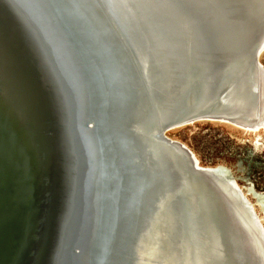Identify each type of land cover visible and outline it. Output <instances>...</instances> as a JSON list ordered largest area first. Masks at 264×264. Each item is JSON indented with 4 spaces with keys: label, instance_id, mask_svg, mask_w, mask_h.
Masks as SVG:
<instances>
[{
    "label": "water",
    "instance_id": "water-1",
    "mask_svg": "<svg viewBox=\"0 0 264 264\" xmlns=\"http://www.w3.org/2000/svg\"><path fill=\"white\" fill-rule=\"evenodd\" d=\"M84 1L108 30L142 86L149 112L138 122L130 114L125 124L116 125L113 117L97 107L107 86L96 37L89 35L85 22ZM167 1L178 10L183 3ZM211 2H219L231 17L245 24L237 35L238 45L194 59L190 54L194 41L188 31L181 41L185 55H190L191 70L183 81L170 76L154 88L128 41L113 0H0V264H82L85 253L92 263L99 243L98 237L92 243L97 153L101 157L100 179L109 180L102 189L121 187L128 177V170L109 174L106 157L114 130L136 141L152 164L162 163L160 172L152 173L162 176L163 172L178 181L191 182L211 196L214 211L206 217L201 211L200 224L208 243L210 239L213 263L231 261L219 198L228 204L238 224L251 231L259 252L255 264H264V235L255 213L235 188L231 171H201L190 153L164 139L168 120L175 115L170 112L172 105L183 102L184 108H190L202 93L213 108L264 117V100L240 101L232 95L240 84L245 96L256 98L264 91V72L257 65L264 53V18L257 10H264V0ZM185 10L187 15L181 13L183 24L194 13H201V9L192 13L189 4ZM231 61L237 62L238 68L228 77L224 69ZM202 119L222 118L196 115L179 125ZM241 127L262 129L264 119ZM131 151L133 155L124 164L143 172L137 162L139 153L133 147ZM246 178L254 195L264 198L256 192L250 172ZM175 206L176 199L166 189L157 201L153 232L140 247V264L148 261L142 253L153 240L161 251L153 264H185L182 257L187 247L183 248L178 233ZM74 239H82L78 241L82 245ZM102 247L99 245V254Z\"/></svg>",
    "mask_w": 264,
    "mask_h": 264
},
{
    "label": "bare ground",
    "instance_id": "bare-ground-1",
    "mask_svg": "<svg viewBox=\"0 0 264 264\" xmlns=\"http://www.w3.org/2000/svg\"><path fill=\"white\" fill-rule=\"evenodd\" d=\"M113 1L118 11L117 16L126 28L128 41L134 47L135 54L144 67L146 78L154 88L160 86L170 76L183 81L187 72L191 70L190 55L189 57L187 53L185 55L183 41H181V36L183 37L188 31L194 41V50L190 53L191 58L201 60L213 52L232 50L239 43L238 33L245 29V24H241L233 16L231 17L222 4L218 2L215 5L211 0H182L185 4H180V10L175 9L174 3L171 1L169 3L167 0ZM186 4L190 5L192 13L196 9H201V13H194L188 18L187 23L183 24L182 14L187 15L185 13ZM84 9L87 12L85 22L89 27V35L96 37L98 43L99 56L102 59L101 70L107 86L103 99L97 104V107L105 115L109 114L113 117L116 125H121L122 121L125 124L130 114L138 122L149 112L142 86L108 30L92 13V7L88 2L84 1ZM257 13L263 15L264 18V10L261 7ZM260 58L261 56H259L257 65L264 72V65ZM237 68L238 63L231 61L226 64L224 70L230 77ZM262 87L264 88V84ZM243 90L241 84L236 86L232 91L233 97L240 101L246 98L253 100L252 102L264 100V91L255 98L254 95L247 94L245 96ZM208 102L206 95L202 93L198 102L190 108H184L183 102H180L182 106L174 103L170 112L172 111L175 115L168 120L169 128L164 133V139L190 153L198 163L199 170L205 172L219 170L224 173L225 170L221 165L203 166L187 145L170 137L169 133L201 122L230 124L247 132L258 133L264 129L247 130L241 126L258 124L264 117H258V113L231 114L224 109L213 108L212 104L210 105ZM178 106L180 107L177 108ZM176 111L177 113H175ZM196 115H215L222 119H202L194 123L179 125L182 120ZM136 143L122 132L113 131V139L108 147L106 159L108 167L110 165V175L128 170L126 171L128 172L126 173L127 181L121 187H107L106 189L104 187L102 189L103 184L108 183L109 180L103 182L100 179L101 157L97 153L98 165H96L94 173L97 194L94 198L95 222L92 243L98 237V251L92 257V263H90L87 253L82 255V264H140L138 259L140 247L145 237L153 232L152 225L156 217L157 201L160 194L166 189L176 199V225L183 241V248L187 247V251L183 252V262L185 261V264H215L209 255L210 239L208 243L200 224L201 211H204L205 217L214 211L212 201L210 202L211 196L191 182L178 181L173 175H163V172L160 173L162 176L152 173L151 171L154 172V170L160 172L162 163L152 164L150 156H147L143 149L136 146ZM131 147L139 153L136 156L137 162L141 163L143 172L138 166V169H134L129 167V164H124L128 161V157L133 155ZM233 184L239 191L238 184L234 182ZM217 199L231 257V261L223 264H255L259 252L252 239L251 231L240 223V225L238 224L230 207L223 199ZM255 218L264 235L261 221L257 217ZM81 240L74 239L73 241L82 245L83 242H78ZM99 245L103 246L101 254H99ZM142 255L148 261L143 260L141 264H153V260L161 256V251L155 245V240Z\"/></svg>",
    "mask_w": 264,
    "mask_h": 264
},
{
    "label": "rangeland",
    "instance_id": "rangeland-1",
    "mask_svg": "<svg viewBox=\"0 0 264 264\" xmlns=\"http://www.w3.org/2000/svg\"><path fill=\"white\" fill-rule=\"evenodd\" d=\"M260 60L264 65V53ZM169 136L187 145L203 166L221 165L229 169L233 182L238 184L239 191L264 227V198L254 195L246 178L250 172L254 184L255 176L259 178L264 173V130L251 133L230 124L201 122L172 131ZM254 188L264 196V185Z\"/></svg>",
    "mask_w": 264,
    "mask_h": 264
},
{
    "label": "trees",
    "instance_id": "trees-1",
    "mask_svg": "<svg viewBox=\"0 0 264 264\" xmlns=\"http://www.w3.org/2000/svg\"><path fill=\"white\" fill-rule=\"evenodd\" d=\"M253 172L256 174L257 170L255 169ZM254 179H255V182H254L255 185H254V186L257 187V189H258L260 186L264 185V173L261 174V175L259 176V178H257V177L255 176Z\"/></svg>",
    "mask_w": 264,
    "mask_h": 264
}]
</instances>
